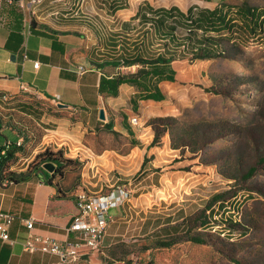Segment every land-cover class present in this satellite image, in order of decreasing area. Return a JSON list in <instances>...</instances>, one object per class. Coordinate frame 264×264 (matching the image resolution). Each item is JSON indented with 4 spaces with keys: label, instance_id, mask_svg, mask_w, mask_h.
I'll return each instance as SVG.
<instances>
[{
    "label": "rangeland",
    "instance_id": "1",
    "mask_svg": "<svg viewBox=\"0 0 264 264\" xmlns=\"http://www.w3.org/2000/svg\"><path fill=\"white\" fill-rule=\"evenodd\" d=\"M224 3L264 10V0L162 2L183 10ZM221 45L215 58L176 64L177 81L163 85L167 101L142 102L140 124L134 126L147 129L159 152L142 165L133 163L129 174L109 172L100 181L105 185L100 194L83 185V163L68 155V146H48L54 153L62 150L63 160L75 161L54 179L62 191L71 185L93 195L120 194V189L128 195L114 215L110 212L119 242L84 257L89 264H264V36H238ZM97 139L108 147L124 144L109 131L98 132ZM45 150H37L33 169ZM216 194L226 210L215 204L213 221L226 224L202 227L205 207ZM183 217L188 232L168 237L175 233L168 225ZM231 220L237 224L228 226ZM172 239L173 246L157 247Z\"/></svg>",
    "mask_w": 264,
    "mask_h": 264
},
{
    "label": "crops",
    "instance_id": "2",
    "mask_svg": "<svg viewBox=\"0 0 264 264\" xmlns=\"http://www.w3.org/2000/svg\"><path fill=\"white\" fill-rule=\"evenodd\" d=\"M162 2L164 0H43L25 11H19L14 5L3 6L0 12V95L7 98H0V147L11 143L25 147L10 171L29 172L37 150L68 146V155L83 163V185L88 189L89 185L94 186L95 193L100 194L105 186L100 181L109 172L119 170L120 174H129L127 169L133 163L140 161L142 165L146 157L159 152L157 146H151L147 129L130 122L139 117L137 112L142 102H147L140 101L137 111L133 110L130 101L138 92L136 87L122 84L118 95L112 96L100 92V83L103 77L135 74L140 69L139 65H116L123 56H133L141 43L142 26L140 18L136 17L143 13L144 6L153 9L175 6L185 13L195 6L183 10L176 4L167 6ZM220 5L196 7L214 10ZM24 43L29 60L23 58ZM161 53L163 48L157 40L151 37L146 41L142 53L145 58ZM35 63H39L38 68ZM165 83L161 84L163 88ZM124 119L141 146L132 143ZM105 131L123 138L126 148L118 142L108 147L97 139V133ZM42 169L48 178L54 173L43 166ZM40 178V174L39 177L32 174L27 181L0 186V213L18 217L10 227L8 241L1 237L0 218V264H67L58 256L24 250L29 231L23 220L29 218L35 219L32 232L37 236L59 243L77 238V233L70 231L78 212L76 201H69L67 197L80 191L69 185L67 192H61L65 196L61 198L56 183L48 185ZM115 211L113 208L111 215ZM120 235L109 224L103 248L109 249L119 242ZM70 264L89 263L80 259Z\"/></svg>",
    "mask_w": 264,
    "mask_h": 264
},
{
    "label": "trees",
    "instance_id": "3",
    "mask_svg": "<svg viewBox=\"0 0 264 264\" xmlns=\"http://www.w3.org/2000/svg\"><path fill=\"white\" fill-rule=\"evenodd\" d=\"M14 6L17 8L16 5ZM142 9L144 10L143 13L136 17L140 18L142 26L140 31L141 43L133 56H123L119 59V64L116 65H139L140 69L135 74H119L111 79L103 77L100 83V92L112 96L118 95L119 87L122 84L135 86L138 92L130 101L134 111H137L140 101L162 103L169 99V95L161 84L164 82L175 83L177 81L179 69L176 64L184 62L194 63L219 56L222 52L221 42L223 40L233 42L234 38H238V36L246 37V39L264 36V10L250 7L247 4L237 7L222 4L214 10L194 6L186 13L175 6L158 9L144 6ZM18 10L21 11L20 9ZM151 37L157 40V44L162 46L163 53L158 56L153 55L145 58L142 53L146 41ZM123 124L132 137V143L136 146H141L142 144L135 138V133L126 119H124ZM107 129L110 130V125L107 126ZM151 146H155V142ZM24 151V144L11 143L0 147L1 187L27 181L32 174L35 177H39L40 174V179L43 183L53 185L54 179L58 174H61L65 164L75 163L74 160H63L62 150L54 153L51 149L46 148L44 152L37 155V159L40 162L38 167L34 169L30 167L27 173L10 171V166L15 162L18 155ZM48 163L55 166V171L50 178L47 177L42 169V166L44 167ZM61 192L63 191L60 189V197L64 198L65 196ZM74 201H76V197ZM217 203H219L218 210L222 208V213L226 210L221 201V195H214L205 207L208 216L207 221L202 222V227H208L211 223L226 224L221 220L213 221L215 214L218 212V210L214 211L213 209ZM237 212L240 213L239 210ZM12 215L14 216V223L18 217L15 214ZM184 221L185 218L183 217L179 220L180 224L179 222L170 223L168 226H171L169 228L175 233L168 235V237L187 233L188 229L186 230ZM235 222L231 220L228 226L236 225L237 223ZM163 230H166V228L164 227ZM195 240L196 242H201L199 239ZM174 244H176L174 239L159 241L157 247L166 248Z\"/></svg>",
    "mask_w": 264,
    "mask_h": 264
},
{
    "label": "built area",
    "instance_id": "4",
    "mask_svg": "<svg viewBox=\"0 0 264 264\" xmlns=\"http://www.w3.org/2000/svg\"><path fill=\"white\" fill-rule=\"evenodd\" d=\"M43 0H0V12L3 6L16 5L21 11H25L29 6L38 5ZM26 43H24L23 58L29 60L26 53ZM34 66L38 68L39 63ZM7 98L6 95H0V98ZM132 125H139L137 117L130 120ZM120 194L114 192L108 195H93L89 191L82 190L76 195L77 214L75 215L70 231L77 233L76 240L72 242L59 243L50 238L40 237L33 234L35 219L29 218L23 220L28 229V236L24 244V250L29 253L41 252L44 254L58 256L61 262L70 264L84 257L94 255L102 251L104 241L108 234L110 224V212L114 207L121 206L124 196H128L124 190H118ZM122 195V196H121ZM2 220L3 240L10 239L9 230L14 221L11 213H0Z\"/></svg>",
    "mask_w": 264,
    "mask_h": 264
},
{
    "label": "water",
    "instance_id": "5",
    "mask_svg": "<svg viewBox=\"0 0 264 264\" xmlns=\"http://www.w3.org/2000/svg\"><path fill=\"white\" fill-rule=\"evenodd\" d=\"M101 117L104 118V111L101 112ZM44 168L50 172H53L55 170V166L51 163H48L44 166Z\"/></svg>",
    "mask_w": 264,
    "mask_h": 264
}]
</instances>
